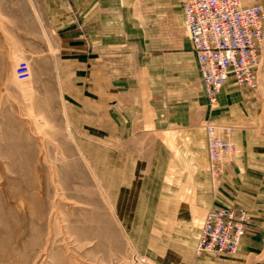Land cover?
I'll return each instance as SVG.
<instances>
[{
	"label": "rangeland",
	"instance_id": "rangeland-1",
	"mask_svg": "<svg viewBox=\"0 0 264 264\" xmlns=\"http://www.w3.org/2000/svg\"><path fill=\"white\" fill-rule=\"evenodd\" d=\"M132 8L139 9L133 24L137 36L132 37L138 43L132 50L168 52L170 70L178 64L179 86L188 88L195 70L177 0H133ZM127 32L124 27V42L129 41ZM26 38L21 52L10 37L0 44V264H264V226L255 224L245 207L233 206L249 216L245 234L255 243L231 254L194 253L209 208L201 131L213 120L207 119L200 132L153 130L144 124L143 132L120 137L108 106L145 102L150 75L126 73L118 90H107L106 118L99 125L97 103H90L84 120L82 109L67 103L55 75L58 59L49 57L53 50L40 53L34 35ZM122 48L129 50V45ZM22 58L30 65L26 81L14 76ZM165 68L155 71L162 83L155 89L169 85ZM158 95L154 93L155 103L163 100ZM184 175L202 180L201 211L192 207L191 219L169 218L163 188L168 195L167 177ZM184 193L189 195L188 187ZM170 207L179 212L189 208L187 203Z\"/></svg>",
	"mask_w": 264,
	"mask_h": 264
},
{
	"label": "crops",
	"instance_id": "crops-1",
	"mask_svg": "<svg viewBox=\"0 0 264 264\" xmlns=\"http://www.w3.org/2000/svg\"><path fill=\"white\" fill-rule=\"evenodd\" d=\"M240 1L244 6L259 4L264 10V0ZM132 2L133 0H125L124 4L123 0H0V44L10 37L21 52L25 50L26 37L33 34L35 47L40 53L53 50L49 57L58 59L55 75L60 77V88L66 93L67 103H73L72 107L75 109H82L83 120L84 117L89 118L90 103H97L99 125L106 118L107 90H118L117 86L121 79H126V73L134 71L135 75L144 72L150 75L149 80L153 83L149 88H144L147 97L145 102L110 103L108 106L110 110L113 108L114 125L118 129L115 133L120 137L129 138L134 132H143L144 124H150L153 130L176 128L184 132H200L207 119L232 126L235 153L216 183L211 182L207 171L204 201L208 204V209L222 206L245 207L251 210L255 224L264 226V64L261 63L257 70V87L239 86L230 77L217 95V104L211 107L206 103L208 101L189 38L195 82L188 88L179 86L182 78L175 74L179 73V65H175L177 69L170 70L168 52L146 55L143 53L147 52L132 50L130 46L138 43V39L132 41V37L137 36V27L133 24L139 16V9L132 8ZM177 3L180 22L183 23L182 4L180 0ZM123 12L128 15L123 17ZM124 27L129 35V41L126 42L123 40ZM132 27L136 29L133 35ZM124 43L129 45V50H123ZM263 50L264 45L261 55ZM163 64L167 65L166 80L170 86L155 89V85L162 84L156 78L159 75L155 71L159 73ZM154 79L159 82L154 84ZM155 92L163 98L161 102L155 103ZM202 130L206 156L205 130ZM189 135L187 133L183 136L185 141ZM187 176L167 177L168 195L163 188L162 204L167 203L169 218L173 214L183 220L191 219L192 207H199V213L201 211L204 202L202 180H198L195 175L191 179ZM187 187L189 195L185 197L184 190ZM179 203H187L188 211L183 209L182 214L179 207H170ZM163 211L165 213L166 208ZM252 237L245 234L239 249L249 246L250 242L255 243ZM196 240L197 237L193 250Z\"/></svg>",
	"mask_w": 264,
	"mask_h": 264
},
{
	"label": "built area",
	"instance_id": "built-area-1",
	"mask_svg": "<svg viewBox=\"0 0 264 264\" xmlns=\"http://www.w3.org/2000/svg\"><path fill=\"white\" fill-rule=\"evenodd\" d=\"M180 1L183 24L209 105L217 104V95L230 77L239 86L257 87L264 45L261 5L244 6L240 0ZM14 76L19 81L31 78L27 59L18 60ZM232 131V126L216 122L205 125L207 171L213 184L232 160L235 150ZM249 222L242 209L229 206L208 209L202 219L195 253L236 252Z\"/></svg>",
	"mask_w": 264,
	"mask_h": 264
}]
</instances>
